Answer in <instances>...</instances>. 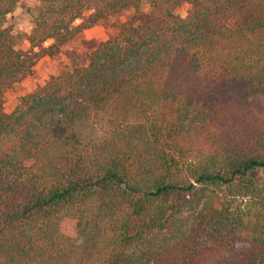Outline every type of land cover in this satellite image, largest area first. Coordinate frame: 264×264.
I'll use <instances>...</instances> for the list:
<instances>
[{"label": "trees", "instance_id": "16d2710c", "mask_svg": "<svg viewBox=\"0 0 264 264\" xmlns=\"http://www.w3.org/2000/svg\"><path fill=\"white\" fill-rule=\"evenodd\" d=\"M126 10L5 111L40 57ZM0 264H264V0H0Z\"/></svg>", "mask_w": 264, "mask_h": 264}, {"label": "rangeland", "instance_id": "374dc122", "mask_svg": "<svg viewBox=\"0 0 264 264\" xmlns=\"http://www.w3.org/2000/svg\"><path fill=\"white\" fill-rule=\"evenodd\" d=\"M91 1V0H90ZM191 4L184 2L176 9V14L182 18H186L191 10ZM142 10L146 13L150 12L148 5L142 6ZM91 12L85 13L88 17ZM134 14V10H126L122 13L109 16L108 18L99 20L91 28L76 33L69 41L64 43L52 56L45 55L37 61L33 74L26 80L14 84L4 96V107L7 113H12L18 103V100L30 93H33L54 75L59 74L63 70H70L74 67H83L87 65L88 55L95 51L102 42H105L117 35L122 25ZM9 23L14 26L15 32L18 34L16 38V46L19 50L29 49V43L25 40L33 27L32 16L24 8H17L8 15ZM82 23L77 20L75 25ZM232 25V21H230ZM53 41H49L45 46H49ZM262 99L255 101V105L261 107ZM261 172L258 173V176Z\"/></svg>", "mask_w": 264, "mask_h": 264}]
</instances>
